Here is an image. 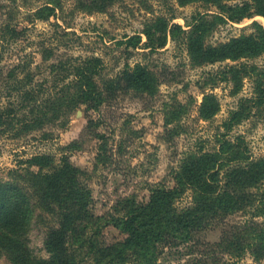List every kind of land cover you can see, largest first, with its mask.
<instances>
[{
  "label": "rangeland",
  "instance_id": "1",
  "mask_svg": "<svg viewBox=\"0 0 264 264\" xmlns=\"http://www.w3.org/2000/svg\"><path fill=\"white\" fill-rule=\"evenodd\" d=\"M42 5L55 14L34 18ZM220 10L203 0H0V104L15 102L16 109L13 119L0 125V181L24 182L31 192L30 170L38 168L31 158L40 154L58 164L65 156L89 190L88 211L103 222L119 215L126 201L145 202L151 185L171 186L173 170L190 152H214L221 144L226 149L240 143L250 159L264 157V99H258L264 95V51L212 62H198L188 52L184 31L198 13L203 21L196 33L206 47L254 34L256 23L264 26L260 14L235 22L213 15ZM158 19L167 23V31L172 23L181 29L174 37L168 32L163 45L152 47L143 31ZM137 33L141 41L136 46L119 43ZM154 36L163 33L156 30ZM92 56L100 58L99 82L141 64L151 75L143 84L148 89L116 88L95 109L64 106L74 77L71 65ZM16 79L21 80V91L8 86ZM25 89L34 96L32 101L21 96ZM206 98L208 106L216 104L209 116L205 112L211 110L201 107ZM234 111L238 114L229 127L226 122ZM189 201L186 193L177 206ZM42 215L46 222H40ZM248 216L235 212L201 228L192 241L161 244L155 261L213 264L218 258L264 264L249 252L236 259L213 248L224 228ZM52 222L48 213L35 209L29 245L37 256L48 257L43 240ZM125 236L105 224L96 238L100 244H112ZM132 259L128 256L127 264ZM0 264L12 263L1 254Z\"/></svg>",
  "mask_w": 264,
  "mask_h": 264
},
{
  "label": "trees",
  "instance_id": "2",
  "mask_svg": "<svg viewBox=\"0 0 264 264\" xmlns=\"http://www.w3.org/2000/svg\"><path fill=\"white\" fill-rule=\"evenodd\" d=\"M189 1L193 0H180ZM203 1L219 7L221 10L213 15L221 19L238 22L252 14H260L264 18V0H243L236 4L222 3L223 0ZM52 14H55L52 7L42 5L33 16L44 18ZM202 17L201 13L195 15L191 28L184 31L192 59L212 62L264 51V26L258 23L254 34L235 37L216 46H204L200 34L196 33ZM6 27L9 28V25L6 24ZM180 29V24L172 23L167 31V23L158 19L146 24L143 33L148 41L146 44L155 47L164 44L168 32L174 37L175 31ZM10 30L13 32L15 29L10 27ZM156 30L162 31L163 36L155 37ZM125 37L120 44L136 46L141 41L140 33ZM71 66L74 77L66 93L68 98L64 100L66 107L86 104L88 108L95 109L114 89L130 86L148 89L143 84L151 78L145 66L136 64L127 66L115 77L99 82L100 58L96 56ZM20 82L17 79L15 84L9 81L8 86L13 85L15 90L21 91ZM21 96L27 101L34 98L28 89ZM258 99L263 100L264 95L258 96ZM13 104L15 102L0 104V125L13 119L16 112ZM201 107L211 110L205 112L209 116L216 104L208 106L206 98ZM235 113H232L227 125L233 122L238 114ZM31 160L38 167L30 170L31 192L24 182L0 181V255H5L12 264H84L88 261L92 264H127L128 256L133 257L132 264H157L155 251L159 245L176 246L192 241L201 228L223 221L239 211L248 213V218L224 228L220 239L212 244L213 248L220 251L219 255L229 254L236 259L246 252L254 260L264 259V157L250 159L240 143L229 145L226 149L221 144L214 152L188 153L173 170L171 186L166 183L151 185L145 202L126 201L119 215L103 222H97L100 216L94 218L88 211L89 190L81 182L78 168L67 157L63 156L58 164H54L51 157L40 154L34 155ZM186 193L190 195L189 203L178 207L177 201ZM35 209L48 213L53 221L46 229L43 240L47 258L35 255L29 245ZM39 218L40 222H46L43 215ZM105 224L126 233L124 239L100 244L96 237ZM89 225L90 229H87ZM235 262L217 258L213 264Z\"/></svg>",
  "mask_w": 264,
  "mask_h": 264
}]
</instances>
